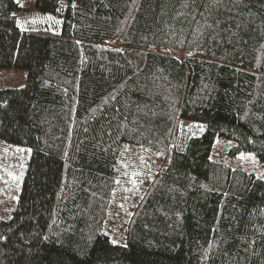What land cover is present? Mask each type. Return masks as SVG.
I'll return each instance as SVG.
<instances>
[{"label": "trees", "instance_id": "1", "mask_svg": "<svg viewBox=\"0 0 264 264\" xmlns=\"http://www.w3.org/2000/svg\"><path fill=\"white\" fill-rule=\"evenodd\" d=\"M59 29L22 30L0 0V142L25 161L0 218V264H264V0H34ZM181 121L202 125L179 143ZM125 145L162 154L124 223L104 232Z\"/></svg>", "mask_w": 264, "mask_h": 264}, {"label": "rangeland", "instance_id": "2", "mask_svg": "<svg viewBox=\"0 0 264 264\" xmlns=\"http://www.w3.org/2000/svg\"><path fill=\"white\" fill-rule=\"evenodd\" d=\"M18 26L22 30L43 28L56 32L60 21L48 14L40 13L34 0H15ZM35 21V23H33ZM27 70L24 68H0V89L20 88L26 84ZM202 125L192 121H181L179 143L200 134ZM233 143L222 137L216 139L211 151V158L224 162L231 167H243L252 170L256 176L264 179V162L249 152L230 155ZM162 154L151 155L141 148L125 145L122 148L119 164V190L114 195L104 232L112 242L125 243L124 223L135 209V201L142 190L149 186L152 174L157 172L162 161ZM25 152L22 148L0 142V218L8 215L13 208L19 185ZM135 173V175H133Z\"/></svg>", "mask_w": 264, "mask_h": 264}, {"label": "snow or ice", "instance_id": "3", "mask_svg": "<svg viewBox=\"0 0 264 264\" xmlns=\"http://www.w3.org/2000/svg\"><path fill=\"white\" fill-rule=\"evenodd\" d=\"M33 23H35V21H33ZM133 175H135V173Z\"/></svg>", "mask_w": 264, "mask_h": 264}]
</instances>
